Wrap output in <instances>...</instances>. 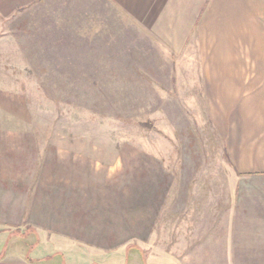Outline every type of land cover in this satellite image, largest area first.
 <instances>
[{
    "label": "rangeland",
    "instance_id": "374dc122",
    "mask_svg": "<svg viewBox=\"0 0 264 264\" xmlns=\"http://www.w3.org/2000/svg\"><path fill=\"white\" fill-rule=\"evenodd\" d=\"M121 20L120 50L129 48L130 32ZM83 24L75 0H0V134L7 136L0 153L9 185L30 188L25 220L16 226L30 220V203L40 199L35 187L46 174L63 179L68 166L82 163L94 237L81 240L120 253L69 256L67 264H264V249H193L222 209L231 166L193 79L161 73L151 61L138 71L145 62L91 41L96 22L85 39ZM103 24L107 29L112 20L106 16ZM69 28L76 38L66 45ZM175 64L198 70L206 63ZM71 178L77 182L75 170ZM6 239L11 248L19 243L5 233L0 245ZM132 244L146 261L123 251Z\"/></svg>",
    "mask_w": 264,
    "mask_h": 264
},
{
    "label": "crops",
    "instance_id": "0c3cea01",
    "mask_svg": "<svg viewBox=\"0 0 264 264\" xmlns=\"http://www.w3.org/2000/svg\"><path fill=\"white\" fill-rule=\"evenodd\" d=\"M75 3L82 12L81 33L85 39L93 26L90 23L96 22L97 35L93 32L91 41L96 40L102 46L112 44L117 57L118 52L127 53L124 56L130 62H145L137 65L138 71L154 68L158 63L156 68L157 71L162 68L161 73L170 70L192 78V87H199L204 95L231 166L222 209L211 216L210 231L193 249H264V0H75ZM71 11L70 8L65 12L66 24L71 21L67 18ZM106 16L112 20L107 29L103 24ZM121 19L128 22L130 30L126 35L129 48L122 50ZM73 32L69 28L64 33L67 42L76 38ZM55 33L56 26L52 28V40L57 38ZM109 34L112 39L106 42ZM67 42L66 45L70 44ZM137 44L143 47L135 50ZM150 61L154 64L148 68ZM179 61L206 64L204 69L197 70L196 65L183 69L174 65ZM215 62L219 68H212ZM6 140L7 136L0 134V142ZM6 160L0 153L3 161L0 240L7 233L8 239L13 237L19 243L11 248L6 239L0 245V264H67L70 257L120 253V249H104L101 244L81 240L85 234L87 239L94 237L86 225L88 200L82 189L88 167L82 163L70 165L67 170L71 173L63 179H53L51 172L46 174L45 181L35 187L40 199L29 202L30 220L24 229H19L16 225L25 220L30 188L9 185ZM72 170L77 182L71 178ZM4 225L15 228L10 231ZM131 250L146 261L137 245L123 249ZM62 253L65 256L60 257Z\"/></svg>",
    "mask_w": 264,
    "mask_h": 264
}]
</instances>
